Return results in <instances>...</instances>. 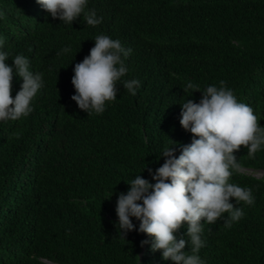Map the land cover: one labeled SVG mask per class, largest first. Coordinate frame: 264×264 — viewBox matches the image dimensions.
Returning a JSON list of instances; mask_svg holds the SVG:
<instances>
[{
    "label": "trees",
    "instance_id": "16d2710c",
    "mask_svg": "<svg viewBox=\"0 0 264 264\" xmlns=\"http://www.w3.org/2000/svg\"><path fill=\"white\" fill-rule=\"evenodd\" d=\"M87 10L102 22L89 26L81 14L67 24L37 0H0L5 63L14 68L22 54L43 74L33 111L0 121V264H172L136 218L120 235L118 196L137 175L154 184L173 142L177 158L191 144L182 103H199L210 85L224 81L264 127V0H88ZM99 34L132 52L116 100L88 115L71 99V80ZM133 79L135 96L123 88ZM22 83L14 70L13 99ZM233 154L246 171H264V145L252 157L243 146ZM230 182L250 188L254 204L230 199L244 212L231 227L201 221L198 255L205 264H264V176L234 172ZM187 229L177 240H188Z\"/></svg>",
    "mask_w": 264,
    "mask_h": 264
},
{
    "label": "clouds",
    "instance_id": "9594fccd",
    "mask_svg": "<svg viewBox=\"0 0 264 264\" xmlns=\"http://www.w3.org/2000/svg\"><path fill=\"white\" fill-rule=\"evenodd\" d=\"M37 3L53 19L67 24H72L81 14L86 24L93 27L103 19L97 18L95 10L86 11L88 0H37ZM94 41L90 54L75 65L71 80L76 91L71 99L88 115L102 114L106 102L116 100L117 83L128 71L124 61L132 52L119 40L104 34L97 35ZM3 44L4 40L0 39V47ZM7 59L8 53L0 51V121H15L33 111L31 102L43 87V74L30 71V61L22 54L12 59L14 68L5 63ZM14 70L23 83L13 99ZM139 87L138 80L123 81V88L133 96ZM194 87L198 86L192 83L186 86ZM180 124L193 135L191 144L182 146L178 158L174 142L161 153L165 162L152 176L154 184L140 175L128 183V192L121 193L117 199L118 227L120 235H127L135 230L131 219L134 217L139 221V232L153 238L151 250L161 251L164 260H171L172 264H205L198 255L205 246L201 221L213 224L223 218L225 227H231L244 215L236 205L254 204L250 188L230 182L234 172H254L246 171L233 153L243 146L248 148L250 157L254 156L264 145V127L253 109L239 102L224 81H220L219 87L208 86L199 103L191 99L182 103ZM185 223L188 240H177L174 233ZM186 244L190 245V254L184 251Z\"/></svg>",
    "mask_w": 264,
    "mask_h": 264
},
{
    "label": "rangeland",
    "instance_id": "374dc122",
    "mask_svg": "<svg viewBox=\"0 0 264 264\" xmlns=\"http://www.w3.org/2000/svg\"><path fill=\"white\" fill-rule=\"evenodd\" d=\"M250 173H248L250 176H253L255 178H262L264 176V172H260V171H248Z\"/></svg>",
    "mask_w": 264,
    "mask_h": 264
},
{
    "label": "water",
    "instance_id": "95a60500",
    "mask_svg": "<svg viewBox=\"0 0 264 264\" xmlns=\"http://www.w3.org/2000/svg\"><path fill=\"white\" fill-rule=\"evenodd\" d=\"M49 264H53V263H49Z\"/></svg>",
    "mask_w": 264,
    "mask_h": 264
}]
</instances>
